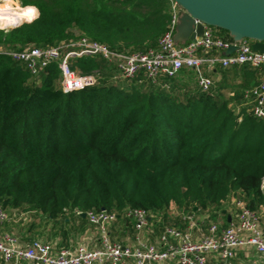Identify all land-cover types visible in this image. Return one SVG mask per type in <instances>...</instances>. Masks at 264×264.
<instances>
[{"label": "trees", "instance_id": "1", "mask_svg": "<svg viewBox=\"0 0 264 264\" xmlns=\"http://www.w3.org/2000/svg\"><path fill=\"white\" fill-rule=\"evenodd\" d=\"M18 1L35 4L39 16L0 28V207L9 217L40 215L66 237V219L88 222L82 213L105 210L116 215L111 239L125 245L124 234L135 235L128 209L152 215L151 240L166 224L183 228L186 213H204L205 226L215 222L224 205L234 209L233 199L264 214V121L244 95L259 70L205 67L211 84L202 90L190 68L127 78L114 63L83 54L69 57V66L95 83L63 91L56 61L33 75L5 52L65 51L81 37L120 53L145 51L169 28L173 2ZM211 29L228 40L226 30Z\"/></svg>", "mask_w": 264, "mask_h": 264}, {"label": "built area", "instance_id": "2", "mask_svg": "<svg viewBox=\"0 0 264 264\" xmlns=\"http://www.w3.org/2000/svg\"><path fill=\"white\" fill-rule=\"evenodd\" d=\"M169 28L158 39L155 48L126 54L114 51L104 44L81 37L72 48L63 51L61 47H27L21 51L5 53L22 61L31 74H36L47 63H58L63 91L82 89L95 83L94 75L81 74L70 68L68 59L72 56L93 54L108 63H114L121 77H133L142 72L151 79L159 75L174 76L179 69H192L202 90L211 84L205 74V67L211 69L218 64L227 67L248 63L260 71L259 80L245 97H253L250 109L252 115L264 121V52L251 49L249 41H243L230 55H223L229 40L215 37L211 27L206 26L203 34L184 44H175L172 39L177 9ZM222 53L221 56H217ZM264 189V178L262 180ZM234 219L226 226L221 221L204 225L193 213L183 214L185 226L166 224L162 227L155 243L146 240L145 232L153 231V220L147 211L128 209L124 217L132 223L135 235L132 244L122 245L112 240L109 227L116 215L105 210L85 214L88 222L98 234L97 248L83 244L74 247H54L51 243L33 239L21 243L12 233L0 232V264H234L236 251L245 246L252 247L254 255L247 264H264V214L248 209L240 200H232ZM205 218V217H204ZM8 212L0 207V226L9 221ZM204 226H202V225ZM204 228V229H203ZM194 231L199 232L197 239Z\"/></svg>", "mask_w": 264, "mask_h": 264}, {"label": "water", "instance_id": "3", "mask_svg": "<svg viewBox=\"0 0 264 264\" xmlns=\"http://www.w3.org/2000/svg\"><path fill=\"white\" fill-rule=\"evenodd\" d=\"M177 13L175 44H184L203 34L204 28L216 27L227 31L229 46L223 55L232 54L243 41L251 49L264 52V0H172ZM82 216H85L82 213ZM228 221L230 215L227 216Z\"/></svg>", "mask_w": 264, "mask_h": 264}, {"label": "crops", "instance_id": "4", "mask_svg": "<svg viewBox=\"0 0 264 264\" xmlns=\"http://www.w3.org/2000/svg\"><path fill=\"white\" fill-rule=\"evenodd\" d=\"M170 210H174V205L170 206ZM170 211V212H171ZM230 215L231 219H234L233 210H222L221 215H219L216 220L221 221L223 223H228L227 216ZM196 216L199 219H203L204 221V213L198 212ZM40 215H33L29 212H18L14 213L10 216L9 221L3 223L0 226V232L6 231L17 236L21 243H27L32 238H40L45 242L51 243L54 247H74L78 244H83L88 248H97L98 246V234L94 226L89 224L88 222L81 223L79 220L73 219L69 220V223L66 219L65 223H62L64 229H66V237H62L59 233L60 224H54L51 220H44V218H40ZM263 217V215H262ZM202 225V224H201ZM203 226V225H202ZM118 227V226H117ZM204 227V226H203ZM113 228V226H112ZM111 228V229H112ZM110 229V230H111ZM204 229V228H203ZM153 232V231H152ZM160 232V231H159ZM154 234V238L148 239L145 232L143 237L155 243L157 239V235ZM193 236L195 239L198 238L199 232L194 231ZM124 240H126V244L130 245L133 242V239L127 237L124 234ZM254 255V250L252 247L245 246L241 247L236 251L235 258L233 260L234 264H247L248 260L252 258ZM21 264H26L22 262ZM163 264H170L169 262Z\"/></svg>", "mask_w": 264, "mask_h": 264}, {"label": "clouds", "instance_id": "5", "mask_svg": "<svg viewBox=\"0 0 264 264\" xmlns=\"http://www.w3.org/2000/svg\"><path fill=\"white\" fill-rule=\"evenodd\" d=\"M38 16L35 4L20 7L16 0H0V27H15L22 21L31 23Z\"/></svg>", "mask_w": 264, "mask_h": 264}, {"label": "rangeland", "instance_id": "6", "mask_svg": "<svg viewBox=\"0 0 264 264\" xmlns=\"http://www.w3.org/2000/svg\"><path fill=\"white\" fill-rule=\"evenodd\" d=\"M16 2H17V4L20 6V7H23V6H21L20 5V3H19V1L18 0H16ZM0 28H5V29H11V28H9V27H0ZM224 209H230V203H227L226 205H224ZM35 239H40V238H35ZM41 240V239H40Z\"/></svg>", "mask_w": 264, "mask_h": 264}]
</instances>
